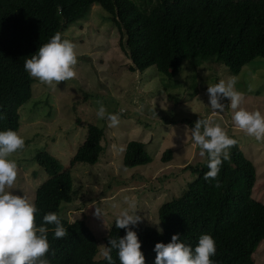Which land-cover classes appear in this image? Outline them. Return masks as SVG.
<instances>
[{
  "label": "trees",
  "instance_id": "trees-1",
  "mask_svg": "<svg viewBox=\"0 0 264 264\" xmlns=\"http://www.w3.org/2000/svg\"><path fill=\"white\" fill-rule=\"evenodd\" d=\"M95 5L116 25L119 45L134 72L155 66L173 79L183 61L212 60L239 74L244 66L264 58V0H0V131L18 133L19 111L32 98L33 79L23 69L25 57L53 34L62 36ZM104 138L103 129L90 125L71 165H96L104 153ZM162 159L169 162L171 150ZM35 160L49 178L36 189L34 224L39 226L45 213L54 212L66 229L65 236L56 239L54 226L45 225L49 264H107L103 246L109 238L123 237L124 229H117L114 221L107 235L97 237L85 220L69 222L62 210L75 200L71 171L48 152H39ZM152 160L144 143L126 145V168ZM206 165L205 156L186 166L196 178L183 194L160 206L162 231L141 224L131 229L144 264H153L154 245L167 244L173 234L191 246L201 234L210 235L215 241V255L210 257L214 264H255L253 255L264 241V203L253 197L256 168L238 143L228 149V159H222L214 180L205 181ZM110 255L113 264H120L115 250Z\"/></svg>",
  "mask_w": 264,
  "mask_h": 264
},
{
  "label": "rangeland",
  "instance_id": "rangeland-1",
  "mask_svg": "<svg viewBox=\"0 0 264 264\" xmlns=\"http://www.w3.org/2000/svg\"><path fill=\"white\" fill-rule=\"evenodd\" d=\"M61 37L74 44L75 75L56 86L32 78V98L19 111L17 135L23 138L24 147L9 157L17 166L12 194L34 203L36 189L49 178L35 156L48 152L71 171L75 200L62 210L69 222L85 220L95 236L103 237L127 208L140 217L138 224L161 229L160 206L183 194L196 178L186 166L205 158L200 160L199 147L190 134L195 121L201 119L219 125L254 164L253 197L264 203V140L256 141L233 124L227 98L220 101L225 105L223 112L211 110L206 93L207 86L232 80L233 90L242 93L240 107L264 116V58L244 66L239 74L212 60L199 64L183 61L173 79L155 66L134 72L119 45L116 25L98 5L69 25ZM101 104L104 119L96 117ZM109 113L118 115L114 127L108 126ZM90 125L105 131L104 153L96 165L72 166ZM131 141L145 144L153 159L150 164L123 165ZM167 150L172 159L163 162ZM253 259L255 264H264V241Z\"/></svg>",
  "mask_w": 264,
  "mask_h": 264
},
{
  "label": "clouds",
  "instance_id": "clouds-1",
  "mask_svg": "<svg viewBox=\"0 0 264 264\" xmlns=\"http://www.w3.org/2000/svg\"><path fill=\"white\" fill-rule=\"evenodd\" d=\"M76 57L74 44L53 34L46 43L41 44L36 52L25 57L23 69L30 78H35L47 86H56L58 82L74 77ZM233 81H219L207 86L208 107L213 111L223 112L225 105L220 101L227 98V107L232 109L233 124L256 141L264 140V116L258 111H246L240 107L242 93L233 90ZM99 103V102H98ZM98 119L105 118V109L101 104L97 111ZM2 118V115H0ZM109 127L119 123L118 115L106 116ZM192 141L199 147V158L207 157L208 171L205 181L215 179L223 160L228 159V149L236 141L226 135L219 126L210 125L207 120L197 119L190 129ZM24 147V140L13 130L0 131V264H49L45 254L49 252L45 225H53V238H62L66 229L54 212L45 213L39 226L34 224L35 204L26 197L11 193V187L17 175V166L10 155ZM131 207V205H129ZM140 221L135 212L122 209L115 218V227L124 229L123 237L109 238L102 253L107 264H113L112 250L120 264H144L140 251V242L135 231L131 230ZM131 226V227H130ZM162 231L157 228V232ZM153 264H214L210 257L215 255V241L208 234H201L195 246L186 244L173 234L167 244L157 242L153 247Z\"/></svg>",
  "mask_w": 264,
  "mask_h": 264
}]
</instances>
